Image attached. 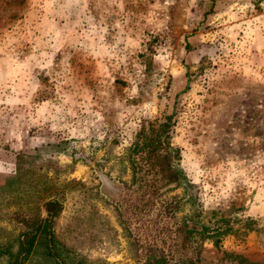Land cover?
<instances>
[{
	"label": "rangeland",
	"instance_id": "rangeland-1",
	"mask_svg": "<svg viewBox=\"0 0 264 264\" xmlns=\"http://www.w3.org/2000/svg\"><path fill=\"white\" fill-rule=\"evenodd\" d=\"M170 113L181 180L133 182ZM50 199L75 263L144 264L192 218L201 264H264V0H0V243Z\"/></svg>",
	"mask_w": 264,
	"mask_h": 264
},
{
	"label": "trees",
	"instance_id": "trees-1",
	"mask_svg": "<svg viewBox=\"0 0 264 264\" xmlns=\"http://www.w3.org/2000/svg\"><path fill=\"white\" fill-rule=\"evenodd\" d=\"M174 124L173 113L141 123L128 154L133 182H140L151 170L164 184L181 180V173L172 163L179 155L178 148L171 141ZM43 207L45 215L38 209L13 212L10 218L20 225V230L14 240L0 243V258H4L0 264H25L39 241L44 246L45 254L55 264H82L67 260L55 238L53 221L62 209L61 203L50 199L44 202ZM209 230L192 218L183 220L177 226L173 243L167 249L147 247L144 264H201L200 248L194 244L195 238H214L216 243L219 241L216 238L219 230L213 233Z\"/></svg>",
	"mask_w": 264,
	"mask_h": 264
}]
</instances>
